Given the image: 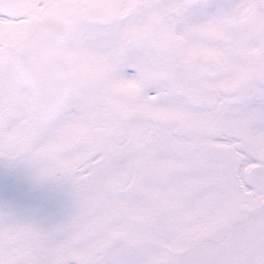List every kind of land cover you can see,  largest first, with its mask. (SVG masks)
<instances>
[{"label": "snow or ice", "instance_id": "snow-or-ice-1", "mask_svg": "<svg viewBox=\"0 0 264 264\" xmlns=\"http://www.w3.org/2000/svg\"><path fill=\"white\" fill-rule=\"evenodd\" d=\"M0 264H264V0H0Z\"/></svg>", "mask_w": 264, "mask_h": 264}]
</instances>
